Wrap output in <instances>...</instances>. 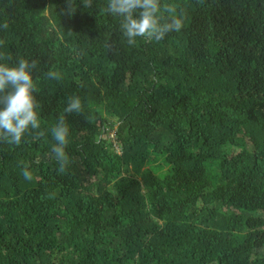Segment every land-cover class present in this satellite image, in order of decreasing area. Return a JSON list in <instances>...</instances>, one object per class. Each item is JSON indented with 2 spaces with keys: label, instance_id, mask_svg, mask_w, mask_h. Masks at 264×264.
Returning <instances> with one entry per match:
<instances>
[{
  "label": "trees",
  "instance_id": "obj_1",
  "mask_svg": "<svg viewBox=\"0 0 264 264\" xmlns=\"http://www.w3.org/2000/svg\"><path fill=\"white\" fill-rule=\"evenodd\" d=\"M84 3L0 0V62L39 61L44 132L0 141V264H264V0H162L183 28L133 46Z\"/></svg>",
  "mask_w": 264,
  "mask_h": 264
},
{
  "label": "clouds",
  "instance_id": "obj_2",
  "mask_svg": "<svg viewBox=\"0 0 264 264\" xmlns=\"http://www.w3.org/2000/svg\"><path fill=\"white\" fill-rule=\"evenodd\" d=\"M92 0H85L84 7H91ZM179 9V11H178ZM76 8L73 0H67L66 15H73ZM103 11L120 20V30L128 45L133 46L137 38L146 41H162L170 32H180L186 18L183 9L177 4L162 3V0H108ZM3 29L9 27L5 22ZM5 41L0 40V47ZM10 53L0 52V61L10 62ZM0 62V141L19 146L26 134H32L34 139H40L44 132L39 131L41 120L39 109L41 104L36 94L40 91L39 78H33V70L38 66V60L19 58L15 64ZM60 74L49 70L45 79L59 80ZM82 114L83 104L78 96H70L64 112L57 118L51 128V134L56 143L52 146L51 155L58 164V173L64 174L75 158L70 157L66 148L69 144L70 124L65 114ZM91 122V115L85 116ZM25 180H31V173L25 169L22 172Z\"/></svg>",
  "mask_w": 264,
  "mask_h": 264
},
{
  "label": "rangeland",
  "instance_id": "obj_3",
  "mask_svg": "<svg viewBox=\"0 0 264 264\" xmlns=\"http://www.w3.org/2000/svg\"><path fill=\"white\" fill-rule=\"evenodd\" d=\"M238 147L239 148H241V149H244V150H249L250 148H251V145H250V143H249V141H248V139L247 138H245V137H240L239 138V142H238ZM233 150H235L236 151V149L234 148ZM163 161H161V163H162Z\"/></svg>",
  "mask_w": 264,
  "mask_h": 264
}]
</instances>
